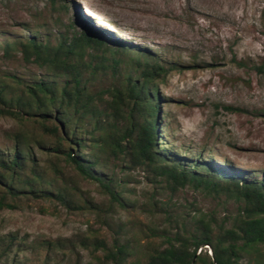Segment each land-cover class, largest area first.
<instances>
[{"label":"rangeland","instance_id":"rangeland-1","mask_svg":"<svg viewBox=\"0 0 264 264\" xmlns=\"http://www.w3.org/2000/svg\"><path fill=\"white\" fill-rule=\"evenodd\" d=\"M89 9L96 15H86ZM43 28L50 35L96 37L103 48L121 42L138 46L174 66L157 81L161 152L175 150L181 155L189 150L206 161L261 178L264 0H0V39L24 38ZM12 73L30 82L54 79L46 69L24 62L20 54L5 57L0 52V75ZM14 128L12 119L0 116V147L10 145L8 134ZM119 174L127 206L114 203L111 213L100 217L49 199H29L18 209H0V264H10L13 255L17 264H41L45 251L41 241L56 239L76 242L81 264H100L103 250L93 256V249L81 247V238L111 246L117 236L121 242L131 240L135 248L148 241L159 243L161 237L152 230L175 227L177 220H188L194 228L196 210L213 213L218 220L237 210L234 201L219 203L191 187L175 192L143 168H123ZM68 178L79 195L108 208L110 201L98 183L72 173ZM11 237L23 246L22 251L13 246L7 262L1 251ZM204 247L202 252L212 255L211 248ZM63 251L65 258L72 257L68 247L61 248L58 256L50 255L49 264L63 258Z\"/></svg>","mask_w":264,"mask_h":264},{"label":"trees","instance_id":"trees-1","mask_svg":"<svg viewBox=\"0 0 264 264\" xmlns=\"http://www.w3.org/2000/svg\"><path fill=\"white\" fill-rule=\"evenodd\" d=\"M43 29L24 38L0 39L5 57L20 54L24 62L54 77L30 82L13 73L0 75V116L15 123L8 134L10 145L0 147V209H18L29 199H49L100 217L111 213L114 203L127 206L119 171L143 168L175 192L191 187L219 203L232 200L237 210L222 220L196 210L194 228L188 220H177L175 227L152 230L161 237L159 243L148 241L135 248L131 240L121 242L117 236L111 246L81 238V247L93 249V256L103 250L100 264H264V171L257 179L188 149L181 155L175 150L161 152L157 81L174 66L138 46L121 42L103 48L96 37L50 35ZM71 173L98 183L108 196V208L79 195L70 184ZM21 244L11 237L2 248L7 262L14 247L22 251ZM41 245L45 249L41 264H49L50 255L58 256L65 247L72 257L65 258L63 251L65 256L57 257L56 264L82 262L72 239L44 240ZM206 245L212 255L202 252ZM10 264H17L16 255Z\"/></svg>","mask_w":264,"mask_h":264},{"label":"bare ground","instance_id":"bare-ground-1","mask_svg":"<svg viewBox=\"0 0 264 264\" xmlns=\"http://www.w3.org/2000/svg\"><path fill=\"white\" fill-rule=\"evenodd\" d=\"M89 14L96 15V13H95L93 10H90V9H89L88 15H89Z\"/></svg>","mask_w":264,"mask_h":264}]
</instances>
